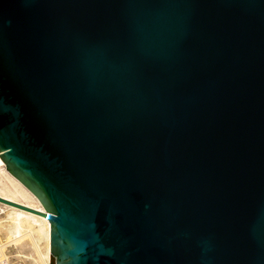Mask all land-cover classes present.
<instances>
[{
  "label": "water",
  "instance_id": "1",
  "mask_svg": "<svg viewBox=\"0 0 264 264\" xmlns=\"http://www.w3.org/2000/svg\"><path fill=\"white\" fill-rule=\"evenodd\" d=\"M0 159L49 264H264V0H0Z\"/></svg>",
  "mask_w": 264,
  "mask_h": 264
},
{
  "label": "bare ground",
  "instance_id": "2",
  "mask_svg": "<svg viewBox=\"0 0 264 264\" xmlns=\"http://www.w3.org/2000/svg\"><path fill=\"white\" fill-rule=\"evenodd\" d=\"M0 212V230L8 244H20L27 238L34 258L49 264V223L40 213L44 210L35 196L7 172L1 159Z\"/></svg>",
  "mask_w": 264,
  "mask_h": 264
},
{
  "label": "rangeland",
  "instance_id": "3",
  "mask_svg": "<svg viewBox=\"0 0 264 264\" xmlns=\"http://www.w3.org/2000/svg\"><path fill=\"white\" fill-rule=\"evenodd\" d=\"M3 234L4 232L1 231L0 264H25V262H32L33 264H44L42 261H38L34 258V253L32 251L31 244L27 238H24L23 241L20 242V244H8V240Z\"/></svg>",
  "mask_w": 264,
  "mask_h": 264
}]
</instances>
